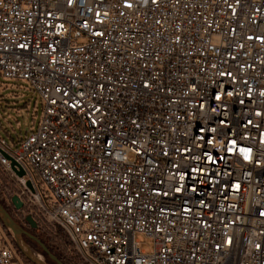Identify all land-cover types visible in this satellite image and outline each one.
Instances as JSON below:
<instances>
[{"label": "built area", "instance_id": "obj_1", "mask_svg": "<svg viewBox=\"0 0 264 264\" xmlns=\"http://www.w3.org/2000/svg\"><path fill=\"white\" fill-rule=\"evenodd\" d=\"M0 75L42 101L0 185L83 264H264V0H0Z\"/></svg>", "mask_w": 264, "mask_h": 264}, {"label": "rangeland", "instance_id": "obj_2", "mask_svg": "<svg viewBox=\"0 0 264 264\" xmlns=\"http://www.w3.org/2000/svg\"><path fill=\"white\" fill-rule=\"evenodd\" d=\"M84 41L85 39L77 40L78 43ZM5 80L6 84L4 82L2 83V77L0 76V137L5 139L7 144L12 148H15L18 146L19 140L22 135L25 134V131L37 125L41 116L42 101L27 81ZM5 85L6 87L1 89ZM43 190L46 192L47 188L43 187ZM16 191L15 185L10 180L2 179V184L0 185V202L12 218L26 232L43 242L47 249L55 255L62 264H83L69 244L65 231L60 226H53L43 221L36 223V228H31L28 225L24 218L26 215L30 214V206L23 205L22 208L16 209L11 203V196L14 195ZM9 234L11 235V233ZM11 238L12 240L14 239L12 235ZM22 238L29 250L35 255L40 256L41 260L46 264H57L43 252L42 248L34 240L25 235H22ZM135 238L138 240V246L141 250H144L146 253L153 251L154 242L152 238L139 232L135 234ZM19 253L21 254L20 251ZM21 256L24 260L26 259L22 254ZM27 261V264H33L29 260Z\"/></svg>", "mask_w": 264, "mask_h": 264}, {"label": "water", "instance_id": "obj_3", "mask_svg": "<svg viewBox=\"0 0 264 264\" xmlns=\"http://www.w3.org/2000/svg\"><path fill=\"white\" fill-rule=\"evenodd\" d=\"M6 157L10 158L7 154H5L4 152H2ZM11 168L13 170H15V161L13 159H11ZM16 174L18 176H22L24 175V171L22 169L19 170H15ZM27 186L30 187L29 182L26 183ZM11 203L14 205V207L16 209H20L23 207V202L19 199V197L14 194L11 196ZM25 221L28 223V225L31 228H36L37 224L35 222V220L32 218V216L30 214L25 216ZM0 223L2 224V226L4 228H6L9 233H11V235L14 237L13 241L16 245V247L18 248V250L21 252V254L27 259L29 260L31 263L33 264H46L43 260H41V258H39L37 255H35L34 253H32L29 248L25 245L22 235H25L27 237H29L30 239L34 240L43 250L44 253L47 254V256L52 259L53 261H55L57 264H62V262L55 256L53 255L45 246V244L43 242H41L37 237L29 234L28 232H26L13 218L12 216L9 214V212L4 208V206L1 204L0 202Z\"/></svg>", "mask_w": 264, "mask_h": 264}, {"label": "trees", "instance_id": "obj_4", "mask_svg": "<svg viewBox=\"0 0 264 264\" xmlns=\"http://www.w3.org/2000/svg\"><path fill=\"white\" fill-rule=\"evenodd\" d=\"M1 76V75H0ZM2 77V76H1ZM2 83L4 82L5 84H6V80L2 77V81H1ZM4 87H6V85L5 86H3L1 89H3ZM1 96V95H0ZM26 260V259H25ZM27 261V260H26ZM27 263H28V261H27Z\"/></svg>", "mask_w": 264, "mask_h": 264}, {"label": "bare ground", "instance_id": "obj_5", "mask_svg": "<svg viewBox=\"0 0 264 264\" xmlns=\"http://www.w3.org/2000/svg\"><path fill=\"white\" fill-rule=\"evenodd\" d=\"M28 247V246H27ZM39 258H41L40 256H38Z\"/></svg>", "mask_w": 264, "mask_h": 264}]
</instances>
